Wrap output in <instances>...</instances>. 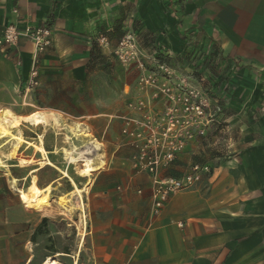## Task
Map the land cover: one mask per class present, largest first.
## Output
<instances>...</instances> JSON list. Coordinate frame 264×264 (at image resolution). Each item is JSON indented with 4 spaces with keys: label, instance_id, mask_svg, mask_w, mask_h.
Returning <instances> with one entry per match:
<instances>
[{
    "label": "rangeland",
    "instance_id": "obj_1",
    "mask_svg": "<svg viewBox=\"0 0 264 264\" xmlns=\"http://www.w3.org/2000/svg\"><path fill=\"white\" fill-rule=\"evenodd\" d=\"M107 1L111 14L91 40L84 82L60 85L55 80L41 87L38 75V84L22 92L16 110L23 115L20 130L25 139L41 143L50 160L66 169L79 187L87 178L79 173L83 162L71 163L65 154L72 149L69 138L79 148L89 140L86 134L99 141L104 163L93 173V186L83 191L82 212L70 177L53 166L22 167L19 158H42L27 143L8 160L18 131L10 123L0 130V162L7 165L0 166V246L5 251L0 260L7 263H13L14 250L25 244L26 255H32L29 264H44L57 253L63 264H92L93 200L102 198L108 180L118 186V193L127 181L141 186L149 177L151 182V175L137 171L134 163L149 160L154 149L163 152L161 178L194 174L197 187L205 185L220 163L264 146V98L252 86L260 81L257 74L264 66L251 60L249 42L238 44L222 36L205 15H193L186 23L183 9H176L182 0ZM58 104L63 107H50ZM35 112L47 114L48 122L32 125L23 120ZM169 148L175 150L172 160L164 158ZM144 151L147 156L141 159ZM194 166L199 169L194 171ZM206 166L210 172L202 169ZM34 178L40 188L51 189L46 201L31 208L18 189L28 190ZM64 201L75 208L73 215Z\"/></svg>",
    "mask_w": 264,
    "mask_h": 264
},
{
    "label": "crops",
    "instance_id": "obj_2",
    "mask_svg": "<svg viewBox=\"0 0 264 264\" xmlns=\"http://www.w3.org/2000/svg\"><path fill=\"white\" fill-rule=\"evenodd\" d=\"M106 2L0 0V37L11 24H48L53 41L40 55V86L55 80L60 85L84 82L91 40L111 14ZM176 9H183L186 23L193 15H205L222 36L238 44L249 42L251 60L264 66V0H182ZM34 50L27 39L13 55L0 48V122L4 111L23 117L16 110L31 78ZM257 77L260 81L252 86L264 98V68ZM93 176L90 187L97 177ZM146 179L141 186L127 181L119 193L109 180L103 183L102 198L93 200L92 264H264V146L250 147L220 163L204 186L173 194L157 215L151 212V182ZM0 183L3 187L1 175ZM27 249L20 244L12 264H29L32 255H26Z\"/></svg>",
    "mask_w": 264,
    "mask_h": 264
},
{
    "label": "bare ground",
    "instance_id": "obj_3",
    "mask_svg": "<svg viewBox=\"0 0 264 264\" xmlns=\"http://www.w3.org/2000/svg\"><path fill=\"white\" fill-rule=\"evenodd\" d=\"M46 116H47V114L45 115V113H43V112H35V113H32L28 116H25L23 120L31 122L32 125L33 124L34 125H42V124L44 125L45 123L48 122V119ZM21 119H22L21 117L16 116L15 114L11 113L10 111H4V113L2 115V121L0 122V130L1 129H8L6 124L10 123L11 124L10 128H13V129L18 131V132H16L13 140L11 141L13 149H12V151H11L12 153L9 155V157L7 156L8 160L15 159L16 158L15 154L17 153L16 151L18 150V148L21 145H23L24 143H27L28 147H32L37 152H40L42 154V158L39 160L38 159L34 160V159L19 158L20 165L22 167H28V166H33L35 164L36 165L38 164L39 167L37 169H41V168H45L47 166H53L54 168H56L57 170L62 172L63 175L70 177V175L66 169H62V168L56 166L50 160V158L48 157V151L44 148V146L41 143L35 144L34 142H30V141H27L25 139V137L22 135V132L20 130V126L22 123ZM84 138H87L89 140L82 146V148H79L78 145L73 142L72 137L69 138L70 139L69 142L72 146V149L65 151V154L71 163L83 162V165L80 168L79 173H80L81 177L87 178V182L85 183V185L83 187H79L77 182L73 179L74 177L69 178V179H71V181L74 184V190L72 191V193H74L75 196H77V198L79 199L77 202H78L79 208L82 210V212L84 211V206H85L84 202H83L84 201L83 200V197H84L83 191L89 189V187L92 183L93 173L98 171L100 166L104 163V160L102 158V154L99 153L101 148H102V144L99 141H97L96 139H90L89 134L84 135ZM41 139H43V138H41ZM84 142H85V140H84ZM0 151H1V149H0ZM0 155H1V152H0ZM0 163H1L0 166H2V167L7 166L5 164V161H3V160ZM37 169H33L30 173H33ZM12 182L15 183V182H17V180L13 179ZM35 182H36V179L34 178L33 184L29 187L28 190L18 189V192L21 195V200L24 203H26L28 207H31V208L39 207L42 204V202L46 201L47 196H48L50 189H51V185H47L45 188H40L37 184H34ZM65 206L67 207V211L69 212V214L73 215L75 208L70 207L67 204V202H65ZM58 255H59V253H57L56 255H53V256H48V258L45 260L44 264H63L61 261H59L57 259ZM74 264H77V263H74Z\"/></svg>",
    "mask_w": 264,
    "mask_h": 264
},
{
    "label": "built area",
    "instance_id": "obj_4",
    "mask_svg": "<svg viewBox=\"0 0 264 264\" xmlns=\"http://www.w3.org/2000/svg\"><path fill=\"white\" fill-rule=\"evenodd\" d=\"M52 34V28L48 24L39 26L27 25L25 27L11 24L4 29L3 34L0 37V48L3 53L8 56L13 55V52L18 49L19 43L22 39L30 40L34 44L35 58L31 71V78L27 82L26 86L28 90L38 84L37 76L40 55L52 45ZM16 62L18 65L21 64L20 60H16ZM126 130L127 129H125V132ZM140 134L141 133H139V135ZM190 137H192V135H190ZM142 150H144V148H142ZM148 151L142 152L140 154V158L143 159L145 156H147L146 154ZM162 154V151H160L159 153L158 149H154L153 151H151L149 160L145 162L142 160H137L134 163V168L137 171H146L151 175L150 196L152 200L151 212L153 215H157L161 212V210L164 208L173 194L179 191L193 189L196 183V177L194 174H190L185 178H161L158 173L162 161L160 159ZM174 155L175 150H172L171 148L164 152V158L168 160H172L174 158ZM198 169V166H194L193 168L194 171H197ZM202 169L210 172V167L208 166ZM138 192L142 193V190H139Z\"/></svg>",
    "mask_w": 264,
    "mask_h": 264
}]
</instances>
